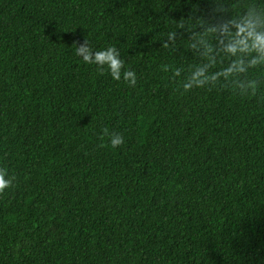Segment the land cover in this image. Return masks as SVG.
Returning <instances> with one entry per match:
<instances>
[{"label": "trees", "instance_id": "obj_1", "mask_svg": "<svg viewBox=\"0 0 264 264\" xmlns=\"http://www.w3.org/2000/svg\"><path fill=\"white\" fill-rule=\"evenodd\" d=\"M248 19L264 0H0V264H264V63L222 74Z\"/></svg>", "mask_w": 264, "mask_h": 264}, {"label": "clouds", "instance_id": "obj_2", "mask_svg": "<svg viewBox=\"0 0 264 264\" xmlns=\"http://www.w3.org/2000/svg\"><path fill=\"white\" fill-rule=\"evenodd\" d=\"M234 32L231 35L229 42L224 46V51L230 56L235 57V61L230 63L227 68L222 69V74L225 79L230 77L235 72H243L248 67H253L264 63V27L259 30L254 26L251 19L245 20L242 24H235L233 26ZM75 54L81 56L85 63H94L98 66H107L109 74L113 80L121 79V69L123 62L120 58L119 52L114 47H107L96 51L94 54L87 44L81 45L75 49ZM247 57V59H245ZM123 79L129 84H135V74L130 70L123 71ZM202 70L194 74L193 79L187 80L183 84L184 90L192 88L193 83L197 86L204 83L210 77L203 79H195V76H202ZM109 144L115 148L122 145L123 137L118 133L109 134ZM6 171L0 169V191L9 187L12 183L10 178H6Z\"/></svg>", "mask_w": 264, "mask_h": 264}]
</instances>
